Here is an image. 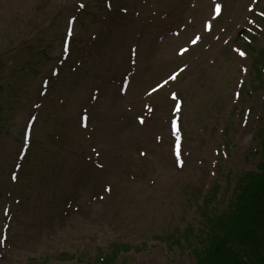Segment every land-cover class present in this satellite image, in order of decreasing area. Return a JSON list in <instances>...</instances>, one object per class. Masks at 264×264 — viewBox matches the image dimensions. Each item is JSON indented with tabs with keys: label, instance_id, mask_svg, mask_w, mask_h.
Returning a JSON list of instances; mask_svg holds the SVG:
<instances>
[{
	"label": "rangeland",
	"instance_id": "obj_1",
	"mask_svg": "<svg viewBox=\"0 0 264 264\" xmlns=\"http://www.w3.org/2000/svg\"><path fill=\"white\" fill-rule=\"evenodd\" d=\"M262 13L0 0V264H194L199 206L261 162Z\"/></svg>",
	"mask_w": 264,
	"mask_h": 264
},
{
	"label": "trees",
	"instance_id": "obj_2",
	"mask_svg": "<svg viewBox=\"0 0 264 264\" xmlns=\"http://www.w3.org/2000/svg\"><path fill=\"white\" fill-rule=\"evenodd\" d=\"M255 65L264 69V52ZM259 141V167L237 178L229 206L215 212L205 203L199 206L205 238L193 243L185 235L193 246L194 264H264V130ZM102 259L99 264H109L108 257Z\"/></svg>",
	"mask_w": 264,
	"mask_h": 264
},
{
	"label": "snow or ice",
	"instance_id": "obj_3",
	"mask_svg": "<svg viewBox=\"0 0 264 264\" xmlns=\"http://www.w3.org/2000/svg\"><path fill=\"white\" fill-rule=\"evenodd\" d=\"M215 12L217 14L220 13V5L219 4L216 5ZM262 15H264V13H262ZM205 27H208V26H205ZM200 39H201V37L199 35H196L195 38H191L190 39V43L193 44V45H196ZM187 51H188L187 48H181L180 49V54H184ZM241 55H243V53H241ZM170 79H175V76L174 75L171 76ZM164 83L166 84L167 81H165ZM159 87H162V85H157V88H159ZM153 91H156V89L154 88ZM172 95H173V98L175 99L176 94L173 93ZM177 110H179V106H177ZM173 127H175V121H173ZM13 179H15V176H13Z\"/></svg>",
	"mask_w": 264,
	"mask_h": 264
}]
</instances>
